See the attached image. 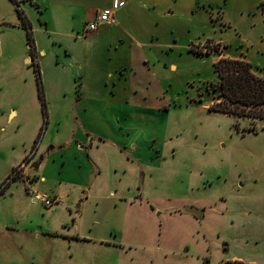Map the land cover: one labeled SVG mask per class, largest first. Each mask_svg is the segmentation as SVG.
<instances>
[{
    "label": "rangeland",
    "instance_id": "374dc122",
    "mask_svg": "<svg viewBox=\"0 0 264 264\" xmlns=\"http://www.w3.org/2000/svg\"><path fill=\"white\" fill-rule=\"evenodd\" d=\"M167 3L133 35L155 39L123 70L132 92L107 41L54 38L31 12L36 62H0V264H264V121L209 111L223 53L264 77V17L254 0ZM34 25L12 29L14 57L33 58Z\"/></svg>",
    "mask_w": 264,
    "mask_h": 264
},
{
    "label": "crops",
    "instance_id": "0c3cea01",
    "mask_svg": "<svg viewBox=\"0 0 264 264\" xmlns=\"http://www.w3.org/2000/svg\"><path fill=\"white\" fill-rule=\"evenodd\" d=\"M113 1L114 0H0V36L4 35V38L7 36L4 41L1 40L0 62L2 61L3 64L7 60H15L18 58L25 59L26 64H33L36 62V50L34 44H32L34 52L33 58H30V56L24 55L23 53L19 54L16 58L8 52L11 51L8 49V46L12 43L11 40L15 35V32H13L12 29L20 32L26 31V28L34 25L31 23V12H36V14L39 15V28H41V30L45 29V32H47L48 29L53 30L52 35L54 38L68 37L69 31H75L74 28L78 27L76 33H81L83 38H100V40L104 42L107 41L106 46L109 48L108 52L110 53L111 51L110 57H112L113 60L117 59V62L122 63V66H125L121 70L116 71L119 72L120 76H126V78L123 79L125 88L126 90L128 88V90L132 92L133 87L129 88L127 84L133 82L137 73H123V70H128V67L134 69L135 61H141L144 65L147 64L148 67L147 57H151L149 52L151 49H148V47L153 49V44L151 42L155 39V36L151 34L152 37L150 42L144 41L141 44V42L134 39L133 35L136 36L140 30L143 32L146 31L145 26H147L148 18L152 19L160 15H170L173 13V10L170 3H167L168 0H121L125 2V4L123 7L112 12V17L115 22L113 25L103 27L97 32L84 35L83 30L85 25L93 22L101 12L111 11ZM254 1H256V9H258L260 15L264 17V0ZM195 9H197V7H195ZM195 9L190 8L187 12L193 13ZM246 10L248 9L246 8ZM42 18L44 20L43 22ZM223 19L222 15L220 17L222 26L226 24V26L230 27V24L224 23L223 21L225 20ZM158 20L159 19L156 18L153 21V25H159ZM82 24H84L83 27H81ZM142 26L144 29L141 28ZM31 30L34 32L37 31L36 25L32 28L30 27V31ZM33 31H31V35ZM32 43H34L33 38ZM44 54L45 50L41 49L39 55L44 56ZM222 57L240 59L228 53H223L220 57L215 59V61ZM167 68L171 71L173 68L176 70L172 64H168ZM121 79H118L119 82ZM112 98H114V96H112ZM78 105L79 103L77 102V99L72 102L73 113ZM16 116L17 111L12 109V117L15 118ZM36 131L37 130H35V132ZM65 144L66 141L55 144L53 143L48 146L45 151L46 156L48 157L49 153L54 151L56 147L64 150ZM36 145L37 144L35 143V146ZM41 147H43V141H40L36 151H42L44 147ZM75 150L83 151V147L79 143H76ZM36 166L37 167H33V169L38 173L42 166L41 164H36ZM79 168H81V166H79ZM44 180V177H41L40 181L44 182Z\"/></svg>",
    "mask_w": 264,
    "mask_h": 264
},
{
    "label": "trees",
    "instance_id": "16d2710c",
    "mask_svg": "<svg viewBox=\"0 0 264 264\" xmlns=\"http://www.w3.org/2000/svg\"><path fill=\"white\" fill-rule=\"evenodd\" d=\"M27 37V44L32 50L30 31ZM213 71L218 77L215 88L217 99L209 111L264 121V77L256 74L250 63L243 59L222 57L213 64Z\"/></svg>",
    "mask_w": 264,
    "mask_h": 264
},
{
    "label": "built area",
    "instance_id": "2783aa9c",
    "mask_svg": "<svg viewBox=\"0 0 264 264\" xmlns=\"http://www.w3.org/2000/svg\"><path fill=\"white\" fill-rule=\"evenodd\" d=\"M125 2L121 0H114L112 3V9L111 11H103L101 12L93 22L86 24L83 30L84 35L91 34L94 32H97L103 27L111 26L113 25L114 18L112 17V12L118 10L119 8L123 7ZM0 47H1V36H0ZM26 163H21L19 165V168L12 176L16 175L17 173H21L25 168ZM27 196L31 199L33 203L40 204L44 208H51L54 205L58 204L57 198H50L49 196L45 194H41L38 192H35L31 189H25Z\"/></svg>",
    "mask_w": 264,
    "mask_h": 264
},
{
    "label": "water",
    "instance_id": "95a60500",
    "mask_svg": "<svg viewBox=\"0 0 264 264\" xmlns=\"http://www.w3.org/2000/svg\"><path fill=\"white\" fill-rule=\"evenodd\" d=\"M33 167L36 168L37 167L36 164H34ZM183 213L184 214H188V215H193L197 219H202L203 218V211L198 209V208L191 207V206H185L183 208Z\"/></svg>",
    "mask_w": 264,
    "mask_h": 264
}]
</instances>
